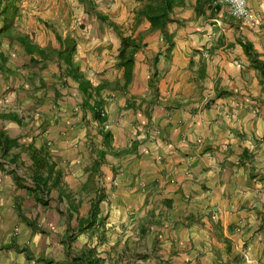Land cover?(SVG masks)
<instances>
[{
	"label": "crops",
	"instance_id": "1",
	"mask_svg": "<svg viewBox=\"0 0 264 264\" xmlns=\"http://www.w3.org/2000/svg\"><path fill=\"white\" fill-rule=\"evenodd\" d=\"M172 1L0 0V264H264V0Z\"/></svg>",
	"mask_w": 264,
	"mask_h": 264
},
{
	"label": "trees",
	"instance_id": "2",
	"mask_svg": "<svg viewBox=\"0 0 264 264\" xmlns=\"http://www.w3.org/2000/svg\"><path fill=\"white\" fill-rule=\"evenodd\" d=\"M141 15L147 17L154 25L165 26L168 22V14L173 10V1L172 0H143V6L140 9ZM60 40H63L66 45V49L57 51L58 55L69 63L68 70L75 75H79L77 72V67L73 64L74 52L77 47V39L74 36H67L63 38V36H59ZM125 50L123 52V62L125 63L127 69L130 71L133 53L127 56L128 49L135 44L134 40L131 38H125ZM33 46H31V50ZM130 52V51H129ZM250 52V50H249ZM255 64L257 67L264 68V64L255 60Z\"/></svg>",
	"mask_w": 264,
	"mask_h": 264
},
{
	"label": "built area",
	"instance_id": "3",
	"mask_svg": "<svg viewBox=\"0 0 264 264\" xmlns=\"http://www.w3.org/2000/svg\"><path fill=\"white\" fill-rule=\"evenodd\" d=\"M221 3L227 5L230 12L249 27L256 29L262 25L261 15L249 6L248 0H221Z\"/></svg>",
	"mask_w": 264,
	"mask_h": 264
},
{
	"label": "rangeland",
	"instance_id": "4",
	"mask_svg": "<svg viewBox=\"0 0 264 264\" xmlns=\"http://www.w3.org/2000/svg\"><path fill=\"white\" fill-rule=\"evenodd\" d=\"M113 3H114V2L112 1V4H113ZM71 6H72V7H74V5H71ZM127 7H128V6H127ZM128 8H129V7H128ZM131 8H132V7H131ZM96 21H97V20H96ZM80 22H81L82 24H87V23H88L86 20H85V21H84V20H81ZM96 23H98V24H99V23H100V21H97ZM66 24H68V23L66 22ZM93 24H94V26H98V25H96L94 22H93ZM250 245H252V243H251V242H250ZM241 250H242V252H243V253L247 252V251H246V250H247V247H246V245H243V247H242V249H241ZM248 252H249V251H248ZM245 254H246V253H245Z\"/></svg>",
	"mask_w": 264,
	"mask_h": 264
}]
</instances>
